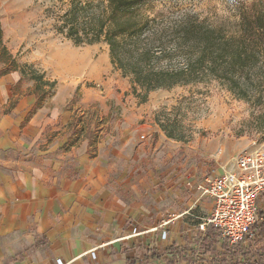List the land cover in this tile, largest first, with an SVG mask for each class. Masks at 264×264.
I'll list each match as a JSON object with an SVG mask.
<instances>
[{
    "label": "rangeland",
    "instance_id": "obj_1",
    "mask_svg": "<svg viewBox=\"0 0 264 264\" xmlns=\"http://www.w3.org/2000/svg\"><path fill=\"white\" fill-rule=\"evenodd\" d=\"M70 1L0 0V71H25L16 85L19 94H42L32 74L55 81L44 100L45 114L61 111L25 135L29 148L22 156L59 179L95 165L139 208V228L192 207L191 215L172 224L184 237L212 207L208 197L198 201L195 182L234 169L240 153L264 145V109L215 79L157 89L144 100V91L134 93L131 78L112 64L106 42L76 45L56 30L63 4ZM151 1L145 12L151 17L194 11L226 32L238 30L245 16L264 18V0ZM260 210L264 214V197ZM247 246L263 247L264 234Z\"/></svg>",
    "mask_w": 264,
    "mask_h": 264
},
{
    "label": "crops",
    "instance_id": "obj_2",
    "mask_svg": "<svg viewBox=\"0 0 264 264\" xmlns=\"http://www.w3.org/2000/svg\"><path fill=\"white\" fill-rule=\"evenodd\" d=\"M20 81L19 71L0 76V264H57L58 259L64 264H144L164 254L167 244L159 232L132 235L135 227L148 229L135 226L139 208L128 204L95 165L77 177L59 179L22 156L31 129L53 122L61 111L45 114V102L26 121L37 97L32 91L19 94ZM207 200L212 207L205 216L213 209L212 199ZM172 224L170 248L188 243L194 229L177 236Z\"/></svg>",
    "mask_w": 264,
    "mask_h": 264
},
{
    "label": "trees",
    "instance_id": "obj_3",
    "mask_svg": "<svg viewBox=\"0 0 264 264\" xmlns=\"http://www.w3.org/2000/svg\"><path fill=\"white\" fill-rule=\"evenodd\" d=\"M63 6L56 30L76 45L106 42L112 64L131 78L134 93L144 91V100L157 89L215 79L264 109V18L259 14L245 16L238 30L226 32L194 11L151 17L145 13L153 7L151 0H71ZM13 70L0 71V76ZM32 79L42 94L34 91L37 101L26 121L56 84L42 74ZM253 228L255 241L264 234V224ZM215 239L211 227L205 244ZM237 253L238 264H264V246Z\"/></svg>",
    "mask_w": 264,
    "mask_h": 264
},
{
    "label": "built area",
    "instance_id": "obj_4",
    "mask_svg": "<svg viewBox=\"0 0 264 264\" xmlns=\"http://www.w3.org/2000/svg\"><path fill=\"white\" fill-rule=\"evenodd\" d=\"M198 201L211 198L213 209L193 226L190 241L170 248L168 226L181 217L191 215V209L163 220L158 225L144 230L133 229V236L159 232L160 239L167 244L161 256L144 264H238L239 248H248L247 243L254 236V225L261 221L260 201L264 197V145L245 150L235 159L234 169L226 170L212 177L197 180ZM213 228L216 239L206 245L208 231ZM97 258L96 250L90 252ZM57 264H64L61 259Z\"/></svg>",
    "mask_w": 264,
    "mask_h": 264
}]
</instances>
